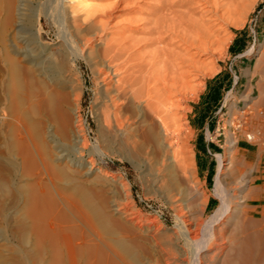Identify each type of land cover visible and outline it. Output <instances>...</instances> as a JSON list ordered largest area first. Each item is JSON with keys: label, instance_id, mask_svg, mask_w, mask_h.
Returning <instances> with one entry per match:
<instances>
[{"label": "rangeland", "instance_id": "1", "mask_svg": "<svg viewBox=\"0 0 264 264\" xmlns=\"http://www.w3.org/2000/svg\"><path fill=\"white\" fill-rule=\"evenodd\" d=\"M31 1L35 5V11L39 12L38 22H34L33 26L34 30L38 29L40 38L37 44L31 39V34L25 35L26 44L12 37L14 18L10 14L13 0H0V264H50L52 260L51 244L47 241L38 245L32 227L30 206L31 203L33 205V195L38 183L49 191L43 199V208L47 209V223H66L69 228L75 227L74 233L87 235L88 238L95 234L104 236L127 264H162L161 248L175 249L184 244L182 235L178 236L176 225L180 211L175 201L185 179L174 167L171 175L155 181L151 168L156 159L154 149L148 146V153H145L138 144L126 143L110 136L111 133L104 125L103 112L105 104L109 103L108 93L114 88L113 79L100 80L92 67L80 58V51L67 52L63 44L64 38L69 37V29L71 30L68 25L69 16L67 13L65 16L63 10L69 13L72 5L80 2L84 4H77L78 8L73 7L80 13H85L89 6L107 1L88 0L87 3V0H63V8H57L54 0ZM240 8V11L232 14L222 24L220 35L223 41L217 46L216 52L213 55H202L204 62H209L214 69L206 70L199 76L198 81L202 85L198 94H189L188 99L182 103L186 111L181 113L185 114L183 122L187 121L184 123L189 128L186 130L189 135L181 136L180 145L184 146L181 150L183 156H187L186 165L188 161L194 162L191 165L189 162L190 167L188 165L186 170H195V174L192 172L189 175L187 172L188 176L194 174L193 178L198 180L201 190L209 196L203 217L209 216L219 205L218 197L213 194V187L218 157H225L228 134L234 131L230 124L234 119L237 121L239 113L253 111L254 102L259 95V83L264 82L262 63H258L259 51L264 49V0H243ZM61 12L62 17L59 15ZM14 41L19 47L23 45L25 48L27 45V52L40 50L41 54L47 56V60L54 63L53 70L46 72V66L29 63V60L36 61L37 57L17 53L12 45ZM13 59L19 61L18 65ZM12 70L17 73L14 78L10 76ZM43 70L45 74L41 72ZM27 71L32 75V82L24 77ZM61 90L69 95L67 105L60 106L56 102L54 93ZM30 91L36 96V101L46 97L45 104L42 103L40 108L36 105L29 110L27 95ZM144 115L146 118V111ZM65 119L71 124L67 132ZM74 124L82 139V143H78H81L79 153L69 152L67 148L73 143L71 126L74 128ZM49 125L56 133L54 139L59 142L55 143L47 138L45 132ZM26 130H31L36 147L32 158L26 154ZM240 146L246 145L241 143ZM248 148L254 152V147ZM58 149L66 153V159L68 156L76 160L85 158L84 163L93 165V172L83 175L81 168H75L66 159L54 161ZM232 178L227 177L228 186H234ZM230 183L232 184L229 185ZM125 197L139 213L156 216V227H159L148 231L151 232L149 234L132 223H127L125 217L114 210L115 205ZM196 209L191 207L190 211L195 212ZM83 212L89 216L87 222L79 215H83ZM106 214L112 216V219L109 216L106 218ZM61 218L67 219L63 222L60 221ZM144 227L145 225L143 229Z\"/></svg>", "mask_w": 264, "mask_h": 264}, {"label": "bare ground", "instance_id": "2", "mask_svg": "<svg viewBox=\"0 0 264 264\" xmlns=\"http://www.w3.org/2000/svg\"><path fill=\"white\" fill-rule=\"evenodd\" d=\"M54 1L57 8L64 7L63 0ZM106 1L104 4L89 6L85 13L77 10L78 3L73 4L74 7L77 6L76 9L72 5L69 13L63 10L64 15L66 16L67 13L69 16L68 25L71 28V30L68 28L69 37L64 38L63 44L67 52L80 51V58L82 57L92 67L100 80L113 79L114 88L110 89V92L108 89L109 103L105 104L103 112L104 125L111 133L110 136L126 143L138 144L145 153H148L149 148L154 149L156 159L155 162L154 159L152 160L154 164L150 167L155 181L171 175L174 167L185 179L175 201L180 211L176 225L178 230H176L179 231V237V234L182 235L184 244L175 249L161 248L162 264H264V82L259 83V95L254 102L253 111L241 112L236 117L237 121H234L235 119L233 122L230 121L234 131L227 133L228 146L225 157H218L219 164L213 187V194L218 197L219 205L207 217H203V214L209 196L201 190L198 180L193 178L195 170L191 168L194 174L191 175L192 177L188 176V173L189 175L192 173L186 170L190 161L186 165L187 156L186 158L185 155L183 156L184 146L180 145L181 136L189 133L186 131L189 128L184 123L187 121L183 122L186 117L181 112L186 107L182 103L189 94L191 96L198 94L202 85V82L198 81L199 76L206 70L214 69L213 65L208 64L209 62H204L202 55H213L216 52L217 46L223 41L220 35L222 24L239 10L243 0ZM86 2L88 3V0ZM12 3L10 14L14 18L12 37L26 44L25 35L31 34V39L33 38V42L37 44L40 38L38 29L34 30L33 26L38 22L39 12L35 11V5L31 0H13ZM80 11L82 12L83 9ZM61 14L62 12L59 15ZM12 45L17 53H27L26 55L37 57L36 61L29 60V63L46 66L44 69L46 72L53 70L54 63L47 60V56L41 54L40 50L33 51L34 48L31 53L26 51L27 45L25 48L22 47L23 45L19 47L15 41ZM259 55L258 63H262L261 68L264 71V49L259 51ZM8 59L11 60L12 57ZM13 60L18 65L19 61ZM44 70L41 72L44 73ZM14 71L10 72L12 78L17 75ZM24 77L30 82L33 80L29 71ZM54 95L60 106L69 103L67 92L56 91ZM27 97L29 110L36 105L40 108V105L45 104L46 101L45 96L44 100L38 98L36 101L32 91ZM144 111L147 112L146 118L145 115L143 116ZM67 120L69 121V118ZM67 120L65 119L66 132L71 125ZM78 130L76 125L74 128L71 126L73 143L68 147L65 145L69 152L81 151L79 145L82 139ZM26 132L28 133L26 154L32 158L36 147L31 130ZM45 133L50 140L59 142L54 139L56 133L50 125ZM80 141L81 143L78 144ZM60 143L62 144V141ZM241 143H245L246 146L241 147ZM248 147H254V152ZM61 150L58 149L54 161L66 159V153H62ZM238 155L241 157L238 158ZM255 158H257L256 164ZM83 160L68 156L65 161L75 168H81L83 175L91 174L93 165L91 163L88 165ZM47 165L49 166L50 163ZM228 176L233 177L234 186L231 185L233 182L228 186ZM243 191L245 192L241 195ZM47 194H49L48 188L45 189L41 183H38L36 193L33 195V205L31 203L30 206L32 207L30 215L37 244L41 245L47 241L51 244L50 264L128 263L100 234L88 238L87 235L74 233L75 227L70 225L69 228L66 223H47V209L43 208V199ZM191 207L197 208L196 211L199 212L194 210L191 212ZM114 210L124 216L127 223H132L143 231H151L158 221L156 216L143 215L136 211L126 197L115 205ZM79 215L86 222L89 220V216L87 217L84 212L83 215ZM108 216L112 219V216L106 214V218ZM62 218L60 221L63 222L67 219L62 220ZM143 225H145L144 229ZM131 234L133 235V232Z\"/></svg>", "mask_w": 264, "mask_h": 264}]
</instances>
